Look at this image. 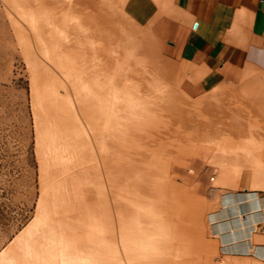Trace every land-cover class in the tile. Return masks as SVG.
Here are the masks:
<instances>
[{
    "label": "rangeland",
    "instance_id": "rangeland-1",
    "mask_svg": "<svg viewBox=\"0 0 264 264\" xmlns=\"http://www.w3.org/2000/svg\"><path fill=\"white\" fill-rule=\"evenodd\" d=\"M91 1V5L88 0H78V3L95 12V20L90 17L83 26L90 28L88 35L92 31L96 33L99 44L96 39L91 42L98 46L97 54L115 51V54L112 53L113 63L111 60L105 62L106 71L109 69L112 72L113 65L117 76L126 72L133 84L141 82L146 89L159 87L163 118L170 111L177 112L178 108L185 110L188 106L194 114L222 112L223 108L232 107L234 112L228 109L226 114L230 117L227 120L223 116L219 119L225 127L227 123L235 122L234 119L245 122L244 115H254L255 106L262 109L258 115L264 118V94L262 98L258 96L259 91L264 93V73L247 64L240 70L238 79L216 87L202 96L204 99L197 105L195 102L201 98L193 99L180 88L181 81L187 78V68L165 56L162 42L151 33V25L142 27L134 21L123 10L121 0ZM37 2L44 6L54 3L52 0H0V252L8 244L15 245L16 240L30 229L35 237V246L28 253L18 250L14 254V259L20 264H54L53 261H56L51 258L54 255L50 247L59 238L64 250L68 251L82 232L78 222L82 214L85 216L75 206L80 201L78 193L82 187L86 188V194L96 189L93 186L95 181H86L81 187V182L73 178L74 169L70 168L78 159L62 156L67 150L74 149L78 142L76 136H69L71 133L65 130L68 126L64 124H68V120L78 123V100L99 97L91 86L95 80L89 69L91 63L99 58H91V45L87 40L81 47L80 44L68 46L62 34L64 24H33L42 15L38 13ZM159 3L164 12L172 8L171 0H159ZM17 8L23 10L19 13ZM28 11L30 14L27 15ZM101 14L109 21L101 24ZM68 26L70 32L75 30V35H81L83 26L70 22ZM69 35L68 30L67 38ZM128 35L134 42L131 45H128ZM139 74L141 78L138 79L136 75ZM57 93L60 97L65 96L64 100H60ZM179 93L189 99V105ZM57 109L60 114H56ZM49 122L52 124L49 125ZM53 132L59 136L54 138ZM208 138L199 142L201 145L198 148L209 149L204 158L194 155L196 151L183 156L174 154L172 165L159 173L178 186V203H186L184 209L174 207L180 209L176 212L181 216L178 223L181 231L171 236L169 234L173 231L166 234L160 231L162 236L167 237L166 246L176 253V264H230L231 259L225 258L221 248L222 240L211 228L214 216L223 211L226 198L255 194L264 200V183H251L248 187L244 180L238 179V171L230 162L228 153L216 154L219 145L214 141L218 136ZM218 143L223 146V142ZM229 144L233 146L235 140ZM160 156L169 158V153L159 152ZM89 172L95 176V172ZM54 173L53 181H44ZM90 173L84 174V177L89 179ZM190 200L200 208L199 219L194 222L188 221L192 206ZM97 202L94 200L95 204ZM261 210L257 208L256 213L260 214ZM104 216V220L107 219ZM239 216L231 217L242 221L248 218L246 213ZM185 217L187 220H184ZM228 219L223 216V223ZM254 230L256 235H260L259 240L263 241L264 219L256 222ZM153 231L154 228L150 233ZM251 258L253 263L260 264L258 259ZM72 264H75L74 259Z\"/></svg>",
    "mask_w": 264,
    "mask_h": 264
},
{
    "label": "bare ground",
    "instance_id": "bare-ground-1",
    "mask_svg": "<svg viewBox=\"0 0 264 264\" xmlns=\"http://www.w3.org/2000/svg\"><path fill=\"white\" fill-rule=\"evenodd\" d=\"M52 1L54 3L48 6L37 2V10L40 11L38 13L42 15L32 23L43 26L64 24L62 34L68 46L80 44L81 47L87 40L88 45H91V58H99L89 66L95 80L91 86L99 97L78 100V123L70 120L68 124L64 123L68 126L65 130L71 133L69 136H76L78 142L74 149L67 150L62 156L77 158L78 162L70 165L74 169L73 178L81 182V187L86 181H95L93 186L96 189L86 194V188L82 187L78 193L80 201L75 206L86 216L82 214L78 222L82 232L71 243L68 251L64 250L60 238L55 245H51L50 251L54 255L51 258L56 261L53 263L72 264L74 259L75 264H176V253L166 246L167 237L162 236L160 231L165 234L173 231L172 234L168 233L170 236L181 231L178 225L181 216L176 212L179 208L174 207L184 209L186 203H178V186L164 179L159 173L172 165L174 154L183 156L193 153L201 145L199 142L202 138L209 139L208 137L217 135L218 138L214 141L219 145L216 154L228 153L230 162L238 171L237 178L244 180L248 187L251 183H264V118L258 115L262 109L255 106L254 115H244L245 122L234 119L235 122L227 123L226 127L219 119L223 116L227 120L230 117L226 114L228 109L229 112H234L232 107L227 110L223 108L222 112L194 114L188 106L185 110L178 108L177 112L170 111L163 118L160 109L163 100L159 87L146 89L141 82L133 84L126 72L117 76L113 72V65L112 72L109 69L106 71L105 62L111 60L113 63L112 53L115 51L111 53L108 50L109 53L103 51L101 55L97 54L99 52L95 42L99 43L96 33L92 31L88 35L90 28L83 26L88 18L95 20V12L82 7L78 0ZM91 3L88 0V4ZM20 10L23 8H17L16 11L20 13ZM101 16V24L109 21L104 14ZM68 22L83 26L81 35H75V30L70 32ZM68 30L70 35L67 38ZM95 39V42H91ZM131 42V35H128V45ZM119 44L127 47L125 43ZM136 76L141 78L140 74ZM81 80L84 83L83 78ZM258 94L262 98L264 93L259 91ZM179 96L189 105V99L182 93ZM57 97L60 100L65 98L60 97L59 93ZM203 99L197 100L195 104L200 105ZM227 100L228 98L224 99V102L227 103ZM60 113L57 109L56 114ZM50 122L49 125L52 124ZM59 124L64 126L62 122ZM57 136L59 135L53 132V137ZM234 140L235 144L231 146L229 143ZM218 142H223V146ZM159 152H168L169 158L159 157ZM89 170L95 172V176ZM88 173L90 178L86 179L84 174ZM54 176L55 173L44 181L51 182ZM94 200H98L97 204ZM191 201L188 221L194 222L199 219L200 208ZM223 207L221 215L229 219L220 223L218 229L229 240H236L241 231L244 236L251 234L256 228V222L264 219V200L257 198L255 194L226 198ZM257 208L262 209L260 214L256 213ZM241 213L248 215L244 222L231 217H240ZM104 215L107 216L105 220ZM184 220H187L186 217ZM152 228L154 231L150 233ZM34 238L30 229L17 240L15 238V245L8 244L1 250L0 264H20L14 259V254L18 250L28 253L35 246ZM236 246L238 249L243 247L238 244Z\"/></svg>",
    "mask_w": 264,
    "mask_h": 264
},
{
    "label": "crops",
    "instance_id": "crops-1",
    "mask_svg": "<svg viewBox=\"0 0 264 264\" xmlns=\"http://www.w3.org/2000/svg\"><path fill=\"white\" fill-rule=\"evenodd\" d=\"M121 2L139 25H151L165 56L187 68L180 88L193 99L238 79L247 64L264 73V0H171L168 12L161 10L159 0ZM206 154L208 148H198L194 155ZM220 223L221 213L211 228L230 264H255L251 256L264 264V235L262 241L255 230L245 236L241 231L240 237L229 240L218 229ZM237 244L243 247L235 248Z\"/></svg>",
    "mask_w": 264,
    "mask_h": 264
}]
</instances>
